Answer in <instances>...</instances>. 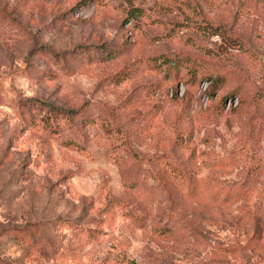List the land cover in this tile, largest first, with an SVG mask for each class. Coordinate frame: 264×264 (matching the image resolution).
<instances>
[{"label":"rangeland","instance_id":"374dc122","mask_svg":"<svg viewBox=\"0 0 264 264\" xmlns=\"http://www.w3.org/2000/svg\"><path fill=\"white\" fill-rule=\"evenodd\" d=\"M0 264H264V0H0Z\"/></svg>","mask_w":264,"mask_h":264},{"label":"trees","instance_id":"16d2710c","mask_svg":"<svg viewBox=\"0 0 264 264\" xmlns=\"http://www.w3.org/2000/svg\"><path fill=\"white\" fill-rule=\"evenodd\" d=\"M204 80H206V81H208V84L206 85V87H205V91L206 92H208V94H210V91H211V89H212V79H209V78H202L200 81L202 82V81H204Z\"/></svg>","mask_w":264,"mask_h":264},{"label":"built area","instance_id":"2783aa9c","mask_svg":"<svg viewBox=\"0 0 264 264\" xmlns=\"http://www.w3.org/2000/svg\"><path fill=\"white\" fill-rule=\"evenodd\" d=\"M208 84V81L204 80L201 82V87L205 89L206 85Z\"/></svg>","mask_w":264,"mask_h":264}]
</instances>
